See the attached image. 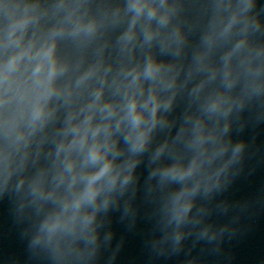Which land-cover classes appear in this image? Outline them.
<instances>
[{"label":"clouds","instance_id":"obj_1","mask_svg":"<svg viewBox=\"0 0 264 264\" xmlns=\"http://www.w3.org/2000/svg\"><path fill=\"white\" fill-rule=\"evenodd\" d=\"M68 11L61 20L38 35H33L24 40L25 32L21 31L16 36L19 46L11 55L0 61V121L7 131L14 133L11 150L7 144L3 149L4 182L7 184L12 172L13 161L17 157L18 149L24 147L31 137L32 132L47 123L55 112L51 101L58 93L70 99H80L93 77L101 72L103 64L100 60L88 63L90 50L98 43L101 49L107 46L100 32V25L95 18L81 11L80 5H67ZM129 9L133 12L132 22L126 31L118 38V43L123 49L132 52L137 45L138 38L145 43L153 42L159 38L163 48L169 49L173 45L183 44V37L179 29L164 31L163 26L170 20V12H161V5L154 0H134ZM246 7V6H245ZM160 15V27L154 28L147 21ZM239 14L232 15L228 20L225 31L236 22ZM146 18L143 33L137 28V23ZM31 17L23 16L17 20L12 32L15 34L20 29H26ZM66 35L75 39L65 41L61 51L60 37ZM245 38H241L235 47L223 53L224 63L220 67L211 65L209 51L199 53L196 67L193 72L212 66L211 77H206L193 89L203 97L205 110L209 114L226 115L236 105L238 97L226 89H212L204 91L209 79L222 74L223 82L229 89L236 84L239 78L232 66L234 53L245 46ZM247 59V57H245ZM131 87L126 91L127 100L123 108H118L113 101H103L104 89L96 88L93 98L83 102L82 106L74 111L70 119L83 113L82 119L72 127L77 135L67 143L69 149L78 147L84 155V163L90 167L83 170V175L77 169V162L69 160L67 168L57 173V182L49 186L48 174L41 171L31 178L26 191L38 193L45 197L42 208L48 206L42 216V222L36 236V243L51 240L53 236L64 229H75L81 226L88 230L95 220L96 210L106 207L111 201L115 190H124L134 180V171L138 163L135 154L143 151L148 144L152 130L161 120V110L167 111L172 104L175 93L163 96L161 90L171 89L177 82V73L171 66L166 67L151 54L143 63V67L136 65L131 68ZM69 77L66 83H61V77ZM106 78V77H105ZM145 81H151L150 87L145 86ZM98 114L102 119L96 122ZM27 123L29 128L23 125ZM188 125L185 124L181 135H188ZM219 125L208 129L203 115L196 116L192 128L195 135H188L189 140L201 146L190 161L184 163L176 161L171 164L160 163L152 173L153 180L151 191L156 200L160 201L166 215L171 221H183L193 207L194 194L201 187H211L214 178L223 172L234 159L242 145H236L231 156H228L230 144L223 133L225 125L219 131ZM126 129L125 140L128 144L130 155L126 161L118 163V156L124 149L118 147L119 137L114 134ZM212 140L213 144L208 145ZM62 143L61 149L64 148ZM168 147V142L161 143L155 153L157 159ZM115 153V155H113ZM27 153L20 156L22 166ZM221 162L216 170L212 162L217 158ZM68 170H73L71 178ZM29 177L24 176L19 180V187H24ZM67 181V189L61 186ZM83 181V183H80ZM182 182L177 187V183ZM55 196L63 202L62 208L48 205L47 198ZM95 205L94 208L86 206ZM91 235V233H89Z\"/></svg>","mask_w":264,"mask_h":264}]
</instances>
